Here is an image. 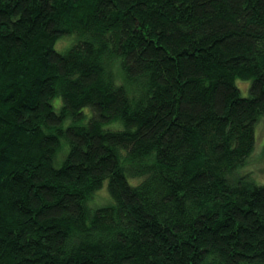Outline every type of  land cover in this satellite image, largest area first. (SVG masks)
<instances>
[{"label": "trees", "instance_id": "16d2710c", "mask_svg": "<svg viewBox=\"0 0 264 264\" xmlns=\"http://www.w3.org/2000/svg\"><path fill=\"white\" fill-rule=\"evenodd\" d=\"M262 115L264 0H0V264H264Z\"/></svg>", "mask_w": 264, "mask_h": 264}, {"label": "rangeland", "instance_id": "374dc122", "mask_svg": "<svg viewBox=\"0 0 264 264\" xmlns=\"http://www.w3.org/2000/svg\"><path fill=\"white\" fill-rule=\"evenodd\" d=\"M67 43L68 41L66 39H63L57 44V46L55 45V49L61 52L66 51L70 47V45H72L71 41H69L68 45ZM241 81L242 80H240L239 82ZM246 82H247V90L245 83H239V86L241 87L240 92L242 96L248 95L249 82L248 81ZM236 85L238 86V81L236 82ZM53 104L55 105V107H57V105L59 104V99L58 98L55 99L53 101ZM254 140L255 143H254L253 151L251 155L247 157L245 165L241 167L242 169L241 168L238 169V174L240 175L247 174L250 177V179L254 182V184L264 186V115H262L259 118L258 122L254 126ZM60 161L61 159L56 160L55 166H59ZM104 192L106 193V191L103 189L99 194L104 197L105 196ZM105 203H106V199H101L96 197L93 200L89 201L90 206L93 208L96 206H102Z\"/></svg>", "mask_w": 264, "mask_h": 264}, {"label": "bare ground", "instance_id": "6f19581e", "mask_svg": "<svg viewBox=\"0 0 264 264\" xmlns=\"http://www.w3.org/2000/svg\"><path fill=\"white\" fill-rule=\"evenodd\" d=\"M242 169V168H241Z\"/></svg>", "mask_w": 264, "mask_h": 264}]
</instances>
